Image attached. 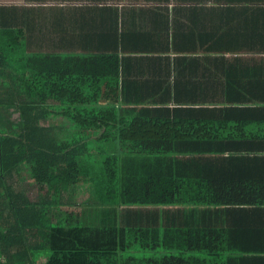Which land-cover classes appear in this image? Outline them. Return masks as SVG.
<instances>
[{
  "label": "trees",
  "instance_id": "trees-1",
  "mask_svg": "<svg viewBox=\"0 0 264 264\" xmlns=\"http://www.w3.org/2000/svg\"><path fill=\"white\" fill-rule=\"evenodd\" d=\"M30 43L0 29V264L45 251L46 264L242 262L223 217L264 200L262 175L242 167L264 155V89L234 77L241 48H179L152 89L117 54ZM200 51L211 73L177 72ZM134 247L181 254L124 255Z\"/></svg>",
  "mask_w": 264,
  "mask_h": 264
},
{
  "label": "crops",
  "instance_id": "crops-1",
  "mask_svg": "<svg viewBox=\"0 0 264 264\" xmlns=\"http://www.w3.org/2000/svg\"><path fill=\"white\" fill-rule=\"evenodd\" d=\"M0 29L28 31L32 46L61 54H117L123 74L146 78L152 89L175 75L168 64L184 61L179 48H241L232 55L234 77L264 89V53L255 49L264 48V0H0ZM204 56L177 72L211 73ZM242 167L264 179V155ZM223 223L239 264H264V200L233 207Z\"/></svg>",
  "mask_w": 264,
  "mask_h": 264
},
{
  "label": "rangeland",
  "instance_id": "rangeland-1",
  "mask_svg": "<svg viewBox=\"0 0 264 264\" xmlns=\"http://www.w3.org/2000/svg\"><path fill=\"white\" fill-rule=\"evenodd\" d=\"M88 144H89V149H93L95 147L96 142H94V139H90L88 141ZM98 146V145H97ZM100 146V145H99ZM111 149L115 152V148L114 147H111ZM97 151V150H96ZM29 193H33V191H29ZM33 196L35 197L36 194ZM87 196V193L86 191H82L80 192L79 194L76 195V198L78 201L86 198ZM181 254L180 251H177V250H169L166 252L165 254V251L164 250H158V251H152V250H140L136 247L132 248L131 251L125 253L124 255L125 256H135L137 258H150V257H161L163 255H172V256H179ZM185 256H192V255H195V256H202L203 254L202 253H194V252H187L184 254ZM50 257V252H42L38 255V264H46L48 259Z\"/></svg>",
  "mask_w": 264,
  "mask_h": 264
}]
</instances>
